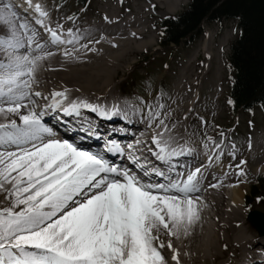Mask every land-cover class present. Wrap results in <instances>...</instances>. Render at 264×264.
Returning a JSON list of instances; mask_svg holds the SVG:
<instances>
[{
	"label": "snow or ice",
	"instance_id": "obj_1",
	"mask_svg": "<svg viewBox=\"0 0 264 264\" xmlns=\"http://www.w3.org/2000/svg\"><path fill=\"white\" fill-rule=\"evenodd\" d=\"M34 7L40 17L48 16L40 4ZM15 17L10 3H0V23L8 29L7 35H0V51L7 57L0 61V114H16L21 121L0 123V145L16 146L15 151H0V190L13 198L11 206L0 209V264H168L162 254L165 246L179 264L178 250L172 248L171 239L165 245L161 235L188 236L200 220V197L193 199V194L200 191L201 169L183 180L169 178L167 184L145 182L101 153L52 138L44 113L28 104H35L33 95L41 96L32 92L39 62L53 53L33 55L45 45L27 22L17 24ZM37 22L44 25L43 20ZM44 27L53 45L78 40L71 29V39H62L56 29ZM65 55L71 53L65 51ZM65 100L66 91L54 92L49 107L68 116H79L81 109L108 119L120 114L115 106L109 109L86 100L64 106ZM22 108L28 109L26 114H21ZM159 126L162 131L152 138L158 160L167 163L190 154L191 150L173 147L170 136L165 138L170 129L164 120ZM105 150L124 152L115 141ZM129 159L144 169L142 175H165L156 168L146 169L131 152ZM236 167L238 175H245L240 165Z\"/></svg>",
	"mask_w": 264,
	"mask_h": 264
},
{
	"label": "bare ground",
	"instance_id": "obj_2",
	"mask_svg": "<svg viewBox=\"0 0 264 264\" xmlns=\"http://www.w3.org/2000/svg\"><path fill=\"white\" fill-rule=\"evenodd\" d=\"M157 1L160 4L163 3V0ZM27 2L26 0H0V3H10L12 11L16 13L14 19L17 24L27 22L30 28L38 34V42L45 45L42 50L35 51L33 55L53 53L50 56H44L35 72L32 92L38 91L41 96L31 97L35 101L34 105L28 104V100L24 101L29 108L34 107L38 113H44L43 122L52 129V138L68 140L81 149L101 153L121 169H129L132 166L142 180L151 183L167 184L169 178L172 181L183 180L196 168H200L201 172L198 174L200 191L193 194V199L197 196L201 199L197 201L200 220L192 227L188 236L181 235L180 238H175L162 234L161 239L165 245L171 239L172 248L179 252V264H211L212 261L213 264H264V226L260 222L262 216L259 217V214L264 213L253 211L247 217L245 216L243 210L248 208L244 199L247 183L244 181V175H238L239 169L236 167L240 165L245 173L248 171L249 161H245L244 164H241L242 160L237 159L225 161V159L217 158L218 153H215L217 150L202 152L196 148L197 152L191 151L190 154L174 157L167 163L162 162L153 155L157 149L152 138L162 131L159 123L146 116L145 111L140 110L142 112L138 113L139 110L127 107L123 103L118 104L120 101L111 98L112 84L116 81L119 67L123 62L128 61L135 51L143 47L144 44L136 43L135 40L141 38L145 32L136 30L135 23L129 24L128 22L122 29L112 28L113 24L119 22L116 21L118 17L116 13H112L110 20L104 22L107 23L106 25L103 23L96 27L88 26L87 30L79 34L77 42L53 45L50 43V34L45 31V23L41 25L37 22L43 20L44 17H40L33 4ZM167 2L170 3V11H175L182 4V0H168ZM130 26L133 29H130ZM7 34V25L0 23V35ZM61 37L64 39L63 35ZM214 37L213 32L208 34V38L197 49L200 51L192 55L191 65L202 53L209 59V64L206 65L208 71L215 55L212 49ZM228 44H230V37L225 36L219 45V51ZM114 48L118 50H112ZM21 51L26 52V49ZM65 51L70 52L71 56H66ZM6 59L7 57L0 51V61H6ZM189 70L181 73L175 81L178 89L172 97L174 101L181 102L176 106L174 104L166 106L164 116L167 117L168 122L179 120L181 124L180 119L183 118V111L187 106L191 108V111L187 113L188 116L195 110L193 105L197 104L196 99H193L190 105L189 101L187 106L183 105L185 98L193 96V89L198 79L196 70L191 72ZM57 91H66L67 100L64 101V106L73 101L86 100L109 109L115 106L120 109V114L108 119L88 109H81L79 116H68L60 110L49 107L52 104V94ZM27 110V108H22L21 114H26ZM10 120L21 123L16 114H0V123H7ZM180 124L165 133V138L171 137L173 147L185 148V145L181 143V137H185L186 133H183V126ZM112 141L124 148V152L116 154L107 152L106 146ZM137 141L140 143L138 144ZM128 144H132L133 149H128ZM15 150V145H0V151ZM254 151L256 159H254L252 170L255 173H264V145L256 146ZM130 152L139 158L140 163L145 164L146 169L149 171L152 168L159 169L164 172V177L155 174L142 175L144 169L132 163L129 159ZM203 157L205 160H202ZM212 184L218 186L210 187ZM12 203L13 198L9 197L7 192L0 190V209L9 207ZM252 226H257L262 235L259 234V236L258 231H254ZM223 246L226 247L225 250ZM165 248L162 254L168 264H176V261L171 259L172 249L167 246ZM165 251L169 253V258L166 257Z\"/></svg>",
	"mask_w": 264,
	"mask_h": 264
},
{
	"label": "rangeland",
	"instance_id": "obj_3",
	"mask_svg": "<svg viewBox=\"0 0 264 264\" xmlns=\"http://www.w3.org/2000/svg\"><path fill=\"white\" fill-rule=\"evenodd\" d=\"M26 1L33 6L36 4L42 6V9L48 13V16L43 18L45 25L57 29L64 39L65 37L71 39L68 34L70 29L73 34L79 36L91 25L96 27L108 22L112 13H116L118 16L116 21H119L113 24L112 28L122 29L128 22L135 23L136 30H143L145 34L137 38L135 42L144 45L139 50L133 49L137 51L119 67L116 81L112 84L111 98L120 101L118 104L123 103L127 107L139 110L138 113L145 111L146 116L153 118V121L157 123L164 120L169 129L180 124L179 120L168 122L167 117L164 116L166 106L169 104L176 106L181 102L174 101L172 97L178 89L175 81L181 73L189 69V72L196 70L198 79L193 89V96L185 98L183 105L187 106L188 101L190 105L193 99L197 100V104L193 105L195 110L191 115H187L191 111V108L187 106L189 111L186 108L183 111V118L179 117L183 133H186V138L181 137V143L185 145V149L188 148L192 152H197L196 148L202 152L217 150L215 153H218V159H225V161L230 159L249 161L248 171H245L244 175V181L247 183L244 199L247 200L246 196L250 192L251 184L259 176H264L263 172L255 173L252 170L254 159H256L255 147L264 145V107L237 113L231 106L230 87L233 70L229 65V56L230 45L240 32L236 22L224 20L217 23H205L204 33L196 41L176 46H163L161 44L162 20L184 11L188 7L189 0H182V4L175 11L169 10L168 0L166 2L163 0L162 4L157 0H90L85 7L76 4L75 0ZM129 28L133 29L131 26ZM210 32L215 34L212 49L216 56L214 55L207 71L206 65L209 64L207 56L199 54L193 63L194 66L191 65V59L195 52L200 51L197 49L208 38ZM225 36L230 37V44L219 51V45ZM217 144L220 145L219 149L215 147ZM253 211L264 213V202L256 200L252 202L251 208L243 210L246 217ZM257 226L252 227L254 231H258L259 235L261 232ZM165 254L169 258L167 251ZM210 263L213 264V261Z\"/></svg>",
	"mask_w": 264,
	"mask_h": 264
},
{
	"label": "trees",
	"instance_id": "obj_4",
	"mask_svg": "<svg viewBox=\"0 0 264 264\" xmlns=\"http://www.w3.org/2000/svg\"><path fill=\"white\" fill-rule=\"evenodd\" d=\"M89 1L75 0L81 7ZM224 20L236 22L240 30L230 45L232 109L238 113L264 107V0H189L184 11L162 20L161 44L194 42L203 35L205 23ZM246 199L248 208L256 200L264 202V176L251 184Z\"/></svg>",
	"mask_w": 264,
	"mask_h": 264
},
{
	"label": "water",
	"instance_id": "obj_5",
	"mask_svg": "<svg viewBox=\"0 0 264 264\" xmlns=\"http://www.w3.org/2000/svg\"><path fill=\"white\" fill-rule=\"evenodd\" d=\"M262 216V217H261ZM260 218V222L262 223V225L264 226V214H259Z\"/></svg>",
	"mask_w": 264,
	"mask_h": 264
}]
</instances>
